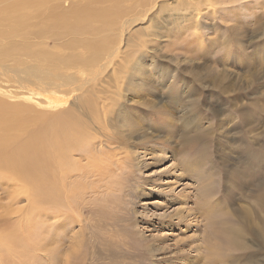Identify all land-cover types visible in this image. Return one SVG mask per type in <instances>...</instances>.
I'll list each match as a JSON object with an SVG mask.
<instances>
[{
	"label": "rangeland",
	"instance_id": "obj_1",
	"mask_svg": "<svg viewBox=\"0 0 264 264\" xmlns=\"http://www.w3.org/2000/svg\"><path fill=\"white\" fill-rule=\"evenodd\" d=\"M196 1H199V4L203 3V0ZM225 1L227 0H221L216 6H200L196 11L200 16L197 27H193L188 32L199 36L201 45L196 51L199 54L198 61L190 65L194 70L192 73L184 72L182 69L179 72L174 70L173 75L169 74L164 78L163 71L160 74V68L170 60L171 51L159 48L158 51L149 53L142 61L139 77L136 75L135 78L136 82L130 81L131 85L128 89L124 88V108L133 112L136 117H138L137 113L140 116L144 113L145 119L152 118L153 113L150 114L149 109L145 110L143 105L135 101L140 93L150 91L146 95H156L161 103H166L172 110H176L181 104L184 111L187 110V105L191 108L192 114L196 115L198 112V118H201L199 124L202 127L207 126L204 136L193 134L191 127H183L180 119L170 125L161 122V117L144 121L143 129H146L147 133L152 137L158 134L159 138L153 140L154 146L146 144L145 149L136 144L130 145L128 150L131 163H126L123 170L118 171L121 173L118 184L116 183L118 178L114 182L107 177L94 182L95 189L86 190L84 203L80 201L77 204L81 214L75 217L76 224L64 228L59 237L54 235V225L48 223L50 220L54 221L53 217L50 216L51 219L46 220L47 224L42 222L38 207L24 199H13L16 193L10 186V189L5 187L8 183L7 179L0 178V242H2L0 256H3L0 257L2 260L0 264H56L55 260L59 257L60 260H64L63 257H66L77 243L80 244V249L77 247V254L83 252L86 264H155V259L162 254L168 257H166L167 262L156 264H205L207 260L206 264H221L216 246L227 247V242L224 241L227 236L234 237L239 243L237 250L233 251L234 260L230 264H264V197H260V194H264V0L238 1L236 4ZM67 2L69 1L63 2V5L66 6ZM182 2V0H159L158 4L160 3L162 6L159 8L166 12L170 8L182 9ZM239 4L240 10L237 8ZM247 4L252 5L247 6ZM153 15L155 13L151 14ZM174 16L180 18L177 14ZM8 23L0 20V34L7 32L9 35L10 32H14L13 30L19 31H15L14 35L11 33L12 37L0 35V87L12 89V94L41 90L37 80L26 73L31 66L41 71L45 69L41 68L43 58L37 60V53L43 49L54 52L57 41L52 36L46 39L40 34L37 27L38 19L34 22L32 20L17 22L16 26L13 21ZM144 25H146L144 22L132 23L127 35L130 37L137 35L138 27ZM37 36H41V39ZM166 42H168L166 36H162L159 45H164ZM222 48L226 53L223 54ZM216 59L226 61L227 64L215 63ZM49 65L51 64L47 66ZM219 67H226L230 72L223 75ZM23 70H26L25 73ZM165 71L171 72L172 69ZM28 76L31 78L29 79ZM62 78H64L63 73ZM166 84H169V87ZM132 85L138 88V94L132 90ZM221 85L224 86L223 89ZM190 98L198 99L193 107L189 105ZM0 99L8 104L29 105L33 113L50 112L43 108L41 103L36 105L26 102L19 95L9 98L0 95ZM232 101L237 102L233 108L230 107ZM222 107L231 108L235 116L230 121V124L234 125L230 127L225 139L221 132L226 122L219 121ZM193 110H196V113ZM242 113H245L244 116ZM28 114L31 115L29 112L22 114L23 117L25 116L22 117V121L28 117ZM184 115L187 120L193 118L188 111ZM9 118V113L0 115V145L14 144L20 140L24 132L34 128L27 119L21 126L13 127L14 120ZM27 123L28 125L30 123V126ZM137 128L138 124L135 129ZM115 131L116 126L110 130L108 142H113L116 136H120ZM16 134L19 137H15ZM159 134L162 137H170L171 140L163 142ZM207 135H210L212 140H208L207 149L204 150L205 159L198 152L201 147L205 148ZM213 138H217L220 142ZM153 149L162 154L155 156L157 153H154ZM120 151L121 149L115 151V155H119ZM187 158L193 160L189 168H185L181 163ZM81 163L85 166L93 164L87 163L85 159ZM197 166L199 173L195 172ZM180 171L182 173L177 174ZM0 175L7 176L3 170L0 171ZM153 175L160 180L157 186H168L172 189H165L164 192L154 189L153 182L149 179L154 177ZM205 198L209 204H205ZM154 201L161 204L156 205L152 203ZM200 207L209 210L208 214L200 216ZM172 209L182 210L184 213L189 211L191 215L186 217L185 223L180 224L176 223V218L166 220L155 216V214L172 212ZM27 214L29 217H26ZM42 223H44L43 227ZM171 223L172 225L169 226ZM47 225L52 231L45 235L47 241L44 240L46 242L42 244L40 241L43 240L42 238L46 239L44 229H47ZM60 226L63 228L62 224ZM77 237L83 238L78 241ZM53 239L56 243L52 242ZM108 241H111V245L131 242L139 250L134 251V255L131 254L133 250L130 249V245L119 253L108 252L103 249L104 243ZM145 241L156 246L158 251L149 253L143 249L142 244ZM59 242L67 245L63 246ZM37 244L40 247L39 245L37 247ZM52 244L56 245L55 248ZM196 245L199 249L194 250ZM209 246L215 247L212 256L208 259ZM244 247L253 250L249 258H246L242 251ZM57 251L65 255L59 256ZM159 251L163 253L159 254ZM223 251L225 253L226 249ZM172 253L176 254L172 256ZM196 253L197 259H193L191 263L189 260ZM52 254L55 256L57 254V257H52ZM76 256L70 260H75ZM4 259L9 262L7 260L5 262ZM77 261L79 260L76 259L75 262Z\"/></svg>",
	"mask_w": 264,
	"mask_h": 264
},
{
	"label": "bare ground",
	"instance_id": "obj_2",
	"mask_svg": "<svg viewBox=\"0 0 264 264\" xmlns=\"http://www.w3.org/2000/svg\"><path fill=\"white\" fill-rule=\"evenodd\" d=\"M66 1L69 2H67L68 4L65 6L63 2L66 3ZM158 1L159 0H0V20L7 21V23L8 21H13L15 25L17 22L25 20H32V22H34L38 19L37 27H39L40 34L42 36L44 35L46 39L52 36L57 41L54 52L43 49L39 52L40 54L37 53V60L39 58L44 59H42L43 64L42 62L39 63L42 64L41 68L45 69L41 71L36 68H31V66L26 73V75H31L37 80L39 86L42 88L41 90L36 89L33 92L30 90L31 92L27 91L21 94H12V89L8 90L0 87V95L4 97L9 98L19 95L25 99L26 102L29 101L36 105L41 103L43 108L50 111L48 114H46V112L33 113L29 105L28 107L20 103V105L17 103L8 104L0 99V115L9 113V119L14 120L13 127L21 126V124H24L27 120H30L34 127L31 131L24 132V135L22 134L23 136H21L18 142L12 143L11 145H0V171L3 170L7 174V176L0 175V178L7 179L8 183L5 184V187L10 189V186L16 193L13 199H24L32 203L33 206L38 207L39 218H41V220L43 219L42 222H46L47 224V221L51 219L50 216L53 217L52 219H54V221L51 222L50 220L48 223L50 222L54 225L53 232L55 237L61 236L60 233L64 228L76 224L75 217L81 214L77 209V204L80 201L84 203L83 197H85L84 195L87 193L86 190L95 189L96 186L94 182L99 181L102 177H107L110 181L114 182L118 178L116 182L118 184L121 175L118 171H122L126 163H131L130 151L128 150L130 145L136 144L145 149L147 148L146 144L151 147L154 146V138L158 139L159 137H157L158 134L152 137V135L146 132V129H143L146 121L153 120V117H161V122H166V125H170L173 121L180 119L183 127H191L190 130L193 131V134L200 137L204 136L203 133L207 126L202 127V125L199 124L201 118H198V112L196 115L192 114L191 108L187 105V110L184 111L183 108H181V104H179L176 110H172L166 103H161L156 98V95H154L155 97L151 94L146 95V93H150V91L140 93L135 101L143 105L142 107L145 110L149 109L150 114L153 113V115H151L152 118L145 119L144 113H141V116L137 113L138 118L133 112L124 108V88L126 87L125 89H128L131 85L130 81H135L136 75L139 77V67L149 53L156 52L159 48L171 51L170 60L167 61L166 65L164 64L160 68V74H162L163 71L164 78L169 74L173 75L174 70L179 72V70L182 69L187 73H192L194 71L190 65L198 61L199 54H197L196 51L200 48L199 45H201V40H198L199 36L193 35V33L188 31L193 29V27H197L200 16L196 11L200 6H216L218 5L216 3L221 0H203L202 4H199V1L196 0H182V9L170 8L166 12H164L162 8H159L162 5L160 3L158 4ZM238 1L247 0H227L225 2L236 4ZM250 5L252 4H247V6ZM237 8L240 10L241 5L239 4ZM238 10H236V12H238ZM152 13H155V15L151 16ZM174 14H177L180 18L174 16ZM232 16H234V13ZM136 22H144L146 25L138 27V34L130 37L127 35L129 26ZM1 25H3V23H1ZM13 31L14 32H8L14 35L15 31L18 32L19 30ZM6 33L7 32L1 34L2 36L5 34L7 37L13 36ZM162 36H166L168 42L164 45H159ZM10 37L9 39H11ZM40 43H42V41ZM222 52L224 54L226 50L222 48ZM221 57L222 56H220V58ZM223 60L219 61V59H216L214 61L215 63L220 62L227 64L226 61ZM48 64L51 65L47 66ZM142 67H144V64ZM166 69H172V73L170 71L166 72ZM219 71L223 75H227L230 72L226 67H219ZM62 73L64 74V78H62ZM28 78L30 79L31 77L28 76ZM166 85L169 87V84ZM219 85L220 84H217V86ZM131 88L136 94L139 93L135 85H132ZM221 88L223 89L224 86L221 85ZM188 102L189 105L193 107L195 103L198 102V99L190 98ZM236 104V101H232L230 107L233 108ZM145 110L142 109V111ZM186 111L191 113L193 117L192 120L186 119L184 115ZM193 111L196 113V110ZM232 111L231 108L227 107H222L221 109L219 121L226 122V126L221 132L223 133V139L227 137L230 127L234 125L230 124V121L235 118ZM25 112H29L31 115L28 114L27 120L25 119L22 121V114H26ZM244 114L242 116H244ZM23 118H25V116ZM4 119L6 118H3V120ZM137 124L138 128L135 129ZM28 126H30V123ZM115 126V132L120 136H116L115 141L108 142V137L111 134L110 130L114 129ZM201 129H203L202 132ZM159 136L163 142H169L171 140L170 137H162L161 134H159ZM15 137L19 136L16 134ZM214 139L218 140L217 138H213V140ZM208 140H212L210 135L205 136L206 146L205 148L201 147V150L198 152L199 155H203L205 159L206 153L204 150L207 149ZM208 147L210 148V143ZM119 149H121L119 155H115V151ZM153 151L157 153L154 149ZM159 154L162 153L158 152L155 156ZM84 159L87 163L92 162L93 164L85 166L81 163ZM181 163L185 168H189L193 160L187 158V160ZM195 172L199 173V166L195 168ZM180 173L182 172L180 171L177 174ZM242 175L244 174L242 173ZM153 176L154 177H149V179L153 182L154 189L159 192H164L165 189H172V187L168 188V186H157L160 180L156 179L155 175ZM261 196L263 198L264 194H260V197ZM204 201L205 204H209L206 198ZM152 203H156V205L161 204V202L158 203V201ZM51 211L54 213H49ZM199 212L200 216H204L208 214L209 210L200 207ZM190 215L191 213L189 211L184 213L182 210L173 209L172 212L166 214H155L158 219L164 218L169 220L171 218H176L177 224L185 223L187 221L186 217ZM26 217H29L28 214ZM18 219L21 220L20 218ZM60 224H62L63 228ZM171 225L172 223L169 224V226ZM43 226L44 223H42V227ZM46 228L48 229H44V237L46 239L42 238L43 240L40 241V243H45L47 241L46 236L52 231V228H48V225ZM39 229L42 228L39 227ZM82 238L83 237H77L76 239L80 241ZM59 241L63 242L62 239H59ZM224 241L227 242V247L216 246V252L220 256L221 264L223 262L224 264H230L234 260L233 251L237 250L239 243L231 236H227ZM52 242L56 243L55 240ZM135 244H137V242ZM38 245L39 244L36 246L38 247ZM104 245L105 247L103 249L108 252L115 251L119 253L123 251L124 247H130V245V249L133 250V252L130 250L131 254L134 255V251L137 252V250H139V248L134 246L131 242H127V244H119L118 242L111 245V241H108L104 243ZM53 246L55 248L56 245ZM79 246L80 244L77 243L76 247L67 253L66 257H63V259L65 258L64 260H60V257L55 260L56 264H86L84 263L86 262V258L85 256L83 257V252L77 254V247ZM51 247L52 246H50V248ZM155 247L156 246H153L149 241H145V243L142 244V248L149 253L157 252L158 250ZM214 247L215 246H209L208 259L212 256ZM197 249H199L198 245L194 247V250ZM225 249L226 252L224 253L223 250ZM250 249V247H244L242 250L246 258H249L253 254V250ZM33 250L35 249L33 248ZM61 251L64 252V250ZM59 253L57 251L59 256L65 255ZM161 253L163 252L159 251V254ZM176 253H172V256ZM57 254L56 256L52 254V257L56 258ZM74 256L79 260L77 263L75 262L76 259L73 261L70 260L71 258L74 259ZM15 257L17 258L18 256ZM23 257H25V255ZM166 257L162 254L161 257L155 259L156 263H166ZM197 257L198 254L196 253L192 259H187H190L189 261L192 263V261H194L193 259H197ZM36 259L39 260V258ZM5 260L7 259H4V261ZM0 261H2L1 258Z\"/></svg>",
	"mask_w": 264,
	"mask_h": 264
}]
</instances>
